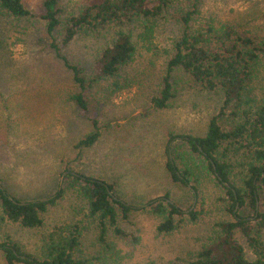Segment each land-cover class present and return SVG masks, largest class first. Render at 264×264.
<instances>
[{
    "label": "rangeland",
    "instance_id": "obj_1",
    "mask_svg": "<svg viewBox=\"0 0 264 264\" xmlns=\"http://www.w3.org/2000/svg\"><path fill=\"white\" fill-rule=\"evenodd\" d=\"M189 1L183 0L182 5L193 3ZM23 2L34 16L17 19L0 13V184L23 201L46 199L67 186L69 172L80 173L112 184L115 193L137 210L127 220L119 219L126 237L109 232L102 241L97 222L88 217L85 201L66 188L62 198L42 215L40 228H23L0 212V244L16 242L24 251L39 254L45 235L60 225L76 224L81 231L78 255L94 264H188L215 238L217 224L231 221L232 215L220 200L223 190L207 171L202 172L200 184L193 178L184 186L174 182L165 168L168 157L182 166L176 155L179 151L185 152L186 162L193 165L189 148L178 135L203 136L210 117L221 105L218 92L205 90L181 72L172 76L176 96L170 106L159 109L152 104L173 54L171 43L179 33L176 20L159 21L150 42L137 38L139 26L132 28L137 43L134 60L119 77L100 79L84 90L89 104V117H84L70 98L80 88L71 71L56 58L40 18L44 0ZM199 2L203 17L211 16L256 42L264 40V0ZM84 3L86 0H59V17L65 20L77 14ZM61 33L62 27L54 37L62 53L92 75L100 43L79 35L63 46ZM252 87L256 103L264 102L263 57ZM92 119L97 120L101 136L93 146L77 149L75 144L92 130ZM224 125L228 128L230 121ZM172 135L177 137L170 140ZM239 153H229L234 167L231 180L237 184L244 173L240 165L243 154ZM191 156L197 161V154ZM194 185L198 186L195 195L191 190ZM166 196L183 214L176 217L178 227L173 233L159 235V219L149 212L147 204ZM257 207L258 212H264L263 203L258 202ZM191 211L197 213L196 221L190 220ZM235 212L236 216L250 217L255 224L249 206H238ZM260 235L264 242V228ZM235 238L252 259L246 238L239 231ZM0 264H6L1 247Z\"/></svg>",
    "mask_w": 264,
    "mask_h": 264
},
{
    "label": "trees",
    "instance_id": "obj_2",
    "mask_svg": "<svg viewBox=\"0 0 264 264\" xmlns=\"http://www.w3.org/2000/svg\"><path fill=\"white\" fill-rule=\"evenodd\" d=\"M58 2L44 0L40 18L45 22L52 40L50 47L56 58L71 71L73 81L80 88L70 98L84 117H89L84 90L100 79L119 77L121 70L134 60L137 43L133 39L132 28L139 26L141 33L137 38L150 42L159 21L176 20L179 33L172 40L173 54L166 63L161 89L158 95L152 97V104L159 109L170 106L176 96L172 76L174 72H181L205 90L218 92L221 105L218 112L210 117L203 136L178 135L187 144L189 161H193V165H188L185 152L179 151L176 155L182 166L178 167L176 161L168 157L165 168L174 182L184 186H189L193 178L196 184H200L202 172L207 171L223 190L224 197L220 200L225 211L232 215L231 221L217 224L219 230L215 238L204 244L188 264H264V242L260 235L264 228V212L257 211L258 202L264 205V102L256 103L252 87L264 58V40L256 42L211 16L203 17L198 7L199 0H193L191 5L186 6L182 5L183 0H86L77 14L72 13L65 20L59 17ZM1 12L17 19L34 16L23 0H0ZM60 27L63 46L79 35L100 43L92 75L70 63L62 53L54 37ZM110 29L113 30L108 32ZM100 38L104 39V43ZM228 120L230 125L226 128L224 123ZM100 136L99 124L92 119V130L75 147L89 148ZM176 137L172 135L170 140ZM239 152L243 154L240 165L244 173L237 184L231 180L234 167L229 163V153L239 155ZM192 154L198 155L197 161ZM194 170L199 175H195ZM66 179L65 188H58L46 199L31 201L11 196L7 188L0 184V212L3 218L23 228H40L44 222L42 215L69 188L85 201L88 217L97 222L102 241L109 232L126 237L119 219L127 220L137 207L122 200L113 185L102 179L73 172H69ZM191 188L195 195L198 186ZM238 206L252 208L255 224L250 217L236 216ZM147 207L159 219L156 227L159 235L171 234L177 229L176 217L181 216L183 211L167 196L149 201ZM189 215L191 221H196V212L191 211ZM236 231L246 238L254 256L252 259L247 257L243 245L235 238ZM80 236L78 225L63 224L45 235L39 254L26 252L12 241L3 242L0 247L6 264H94L78 255Z\"/></svg>",
    "mask_w": 264,
    "mask_h": 264
}]
</instances>
